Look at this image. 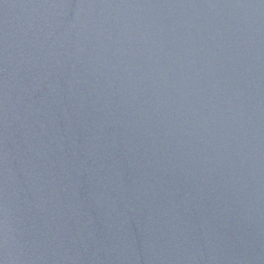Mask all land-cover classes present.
Here are the masks:
<instances>
[{
	"label": "water",
	"instance_id": "95a60500",
	"mask_svg": "<svg viewBox=\"0 0 264 264\" xmlns=\"http://www.w3.org/2000/svg\"><path fill=\"white\" fill-rule=\"evenodd\" d=\"M0 264H264V0H0Z\"/></svg>",
	"mask_w": 264,
	"mask_h": 264
}]
</instances>
